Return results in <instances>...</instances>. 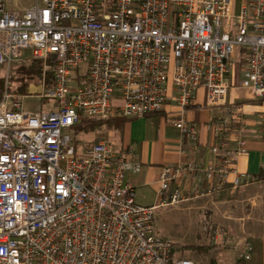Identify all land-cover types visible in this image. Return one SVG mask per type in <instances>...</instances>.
<instances>
[{"label":"built area","instance_id":"obj_1","mask_svg":"<svg viewBox=\"0 0 264 264\" xmlns=\"http://www.w3.org/2000/svg\"><path fill=\"white\" fill-rule=\"evenodd\" d=\"M30 61L51 69L38 95L52 100L47 111L25 109V95L10 89L11 65ZM238 62L240 86L264 99V0L238 10L232 0H0V264H194L156 234L157 206L136 202L125 179L141 169L134 154L107 140L75 149L72 128L159 113L170 89L186 109L203 89L219 110L209 124L219 160L164 166L158 177L159 206L202 196L246 152L241 112L225 107ZM173 124L196 143L193 125ZM193 174L210 189L164 197ZM242 245L248 259L251 245Z\"/></svg>","mask_w":264,"mask_h":264},{"label":"crops","instance_id":"obj_2","mask_svg":"<svg viewBox=\"0 0 264 264\" xmlns=\"http://www.w3.org/2000/svg\"><path fill=\"white\" fill-rule=\"evenodd\" d=\"M245 1L232 0L234 9L238 10ZM172 95L170 89L161 112L141 118L115 119L118 121L106 131V137L116 139L111 142L116 151H131L141 165L139 172H128L125 177L135 193L138 192L139 199L147 200L138 202L135 196L136 202L157 206L155 209L163 207L159 206L163 196L158 183L162 167L184 162L207 166L219 160V156L211 153L215 139L209 126L219 110L206 106L203 89L197 91L193 105L186 109L178 107ZM225 103V107L241 112V135L245 139L246 152L236 156L222 187L218 188L214 180L211 192L182 202L201 217L200 228L193 244L173 243L183 247H205L213 253L208 254L209 257H199L186 249L196 264L199 261L208 264L209 260L216 264H236L237 261L239 264H264V99L254 98L248 89L240 86V77H237L228 90ZM180 118L194 126V145L186 142L174 126L173 122ZM231 138L229 145L233 148L234 135ZM235 179H240L236 188L232 184ZM176 187L191 194L196 189L207 191L211 185L202 175H184L169 186L164 197ZM244 241L252 248L248 259L243 257Z\"/></svg>","mask_w":264,"mask_h":264},{"label":"rangeland","instance_id":"obj_3","mask_svg":"<svg viewBox=\"0 0 264 264\" xmlns=\"http://www.w3.org/2000/svg\"><path fill=\"white\" fill-rule=\"evenodd\" d=\"M31 0H20L22 3H29ZM33 62L28 63L19 62L15 65H11L10 73L12 78L10 79V89L19 88V93L25 95L23 105L24 108L31 111H37L40 108L47 111L49 104L52 100H45L39 98L38 95L41 92L42 86L40 82L45 79L46 88L51 84V69L41 67V73L39 75L28 73L31 69ZM42 64V63H41ZM242 63L238 62L235 65V79L241 77ZM5 74V68H0V91L4 83L3 77ZM49 81V83H48ZM25 87L24 90H20ZM113 123H103L97 125L92 130H83L75 135L74 141L79 148H84L86 145L105 139L109 142H115L116 139L106 137V131L111 127ZM73 135V136H74ZM238 187V186H237ZM236 188V187H235ZM136 200L138 202H145L146 199H139V194L135 193ZM154 223L155 231L158 235H163L169 237L173 242L179 243L181 245H190L195 242V233L200 228L201 217L188 208V204L180 203L174 206L166 205L159 207L154 210ZM207 252V257L213 253ZM209 254V255H208ZM176 257L191 259L193 256L188 252H176ZM194 264L196 262L192 260ZM197 264H202L201 261Z\"/></svg>","mask_w":264,"mask_h":264},{"label":"trees","instance_id":"obj_4","mask_svg":"<svg viewBox=\"0 0 264 264\" xmlns=\"http://www.w3.org/2000/svg\"><path fill=\"white\" fill-rule=\"evenodd\" d=\"M33 65L30 66L31 70L28 72L30 74H36V75H39L41 73V67H42V64L41 62L39 61H32ZM235 80V78H234ZM49 83V81H48ZM50 86V84H48ZM48 86V87H49ZM25 87H23L22 89L20 88V90H24ZM17 90V89H16ZM18 91H19V88H18ZM150 116V115H148ZM116 121L118 120H98V119H89V118H82L76 125H74V127L72 128V133L73 135L78 133V132H82L83 130H92L94 129L97 125H100L101 122L103 123H116ZM74 138H75V135H74ZM74 146H75V149H78V146L75 144V141H74ZM86 146H89V145H86ZM202 248V249H201ZM198 247V246H192V247H183L181 245H178V244H174L172 245V255L173 257H176V252L177 251H181V252H185V250H191L193 254L195 255H198L199 257H205L207 255V252H208V248H205V247ZM240 261H237L236 264H239ZM208 264H216L215 262H213V260H209V263Z\"/></svg>","mask_w":264,"mask_h":264}]
</instances>
